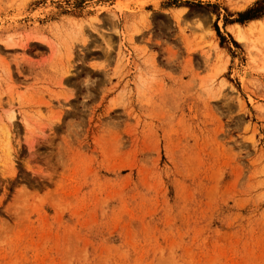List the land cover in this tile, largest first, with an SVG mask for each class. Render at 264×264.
Returning a JSON list of instances; mask_svg holds the SVG:
<instances>
[{
    "label": "rangeland",
    "instance_id": "obj_1",
    "mask_svg": "<svg viewBox=\"0 0 264 264\" xmlns=\"http://www.w3.org/2000/svg\"><path fill=\"white\" fill-rule=\"evenodd\" d=\"M263 1L0 0V264H264Z\"/></svg>",
    "mask_w": 264,
    "mask_h": 264
},
{
    "label": "bare ground",
    "instance_id": "obj_2",
    "mask_svg": "<svg viewBox=\"0 0 264 264\" xmlns=\"http://www.w3.org/2000/svg\"><path fill=\"white\" fill-rule=\"evenodd\" d=\"M253 1H255V0H252V2ZM184 12H185V9H178L176 17L177 18L182 17L184 15ZM262 26H264V20L256 19V20L250 21L247 28H244L240 24L239 25L236 24V25L231 26L230 27V33L235 37L236 41L241 43V44L252 43V42H250V36L255 31L261 30ZM216 48L218 49L217 45H216ZM10 120H11V122L14 121V116H12ZM7 144L9 146V150H10V141L9 140H8Z\"/></svg>",
    "mask_w": 264,
    "mask_h": 264
},
{
    "label": "trees",
    "instance_id": "obj_3",
    "mask_svg": "<svg viewBox=\"0 0 264 264\" xmlns=\"http://www.w3.org/2000/svg\"><path fill=\"white\" fill-rule=\"evenodd\" d=\"M263 3H264V1H263ZM258 4H260V2L256 4L257 7L259 6ZM259 12L260 11L257 10V8L251 9V10L247 11L246 13L242 14L241 17L243 18V20L238 21V22L244 23L245 21H251V20H254V19H260L263 16L264 11L262 13H259ZM219 34H220V32H219Z\"/></svg>",
    "mask_w": 264,
    "mask_h": 264
}]
</instances>
